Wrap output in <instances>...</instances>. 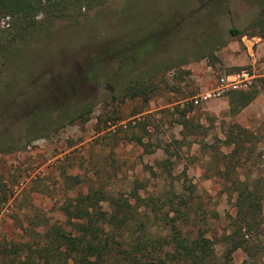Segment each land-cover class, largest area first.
Masks as SVG:
<instances>
[{"label": "rangeland", "instance_id": "rangeland-1", "mask_svg": "<svg viewBox=\"0 0 264 264\" xmlns=\"http://www.w3.org/2000/svg\"><path fill=\"white\" fill-rule=\"evenodd\" d=\"M256 10V0H102L13 40L0 65V144L22 149L0 153L9 193L0 203V240L17 241L19 225L33 216L62 224L61 204L87 187L68 184L72 176L124 196L134 180L158 193L185 177L209 198L217 235L225 230L233 214L225 180L235 172L216 169L229 151L223 141L231 124L248 132L249 154L236 173L264 184V39L230 33ZM7 24L0 19V29ZM242 72L247 81L236 78ZM129 85L146 92L124 97ZM249 89L254 99L231 115L227 92ZM87 109L86 120L68 123ZM166 158L165 169L156 165ZM260 221L264 243V200ZM232 264L252 263L236 250Z\"/></svg>", "mask_w": 264, "mask_h": 264}, {"label": "trees", "instance_id": "trees-1", "mask_svg": "<svg viewBox=\"0 0 264 264\" xmlns=\"http://www.w3.org/2000/svg\"><path fill=\"white\" fill-rule=\"evenodd\" d=\"M102 0H0V19L7 18L5 29H0V65L11 50V42L24 39L34 32L44 30L58 20L77 18L81 10L90 9ZM254 18L241 30L231 29L233 36L248 35L264 39V0H256ZM146 87L129 85L122 95H144ZM255 89L227 92L231 115L248 105L256 96ZM118 99L111 96V101ZM90 109L73 116L86 120ZM126 127L132 128L129 124ZM128 128V129H129ZM123 129V128H122ZM124 139L138 145L140 136L122 130ZM123 136V135H122ZM248 132L231 124L224 136L229 148L221 155L217 174L225 180L232 195L233 214L227 216L226 229L217 235L218 216L212 210L209 198H202L193 185L183 181L170 183L166 191L148 192L146 184L134 180L131 189L109 195L91 181L79 176L67 177L68 184H87L84 193H75L60 206L63 223H50L33 216L26 225H19L17 241L0 240V264H232V255L241 250L252 264H264V243L260 210L264 200L261 179H240L235 168L240 167L241 156L248 157L244 147ZM120 138H110L116 143ZM145 147V146H144ZM14 143L0 144V153L21 150ZM144 148L145 152H152ZM164 154L167 150L162 149ZM232 159L234 165L223 160ZM169 159L157 166L165 169ZM236 165V167H235ZM0 203L9 198L8 187L0 181ZM10 192V191H9ZM107 202L106 208L100 202Z\"/></svg>", "mask_w": 264, "mask_h": 264}, {"label": "built area", "instance_id": "built-area-1", "mask_svg": "<svg viewBox=\"0 0 264 264\" xmlns=\"http://www.w3.org/2000/svg\"><path fill=\"white\" fill-rule=\"evenodd\" d=\"M238 77H241V79H243L244 81H247L246 79H248V75L245 72L240 73V75H236V78ZM235 87L236 86H233L232 88H235Z\"/></svg>", "mask_w": 264, "mask_h": 264}]
</instances>
